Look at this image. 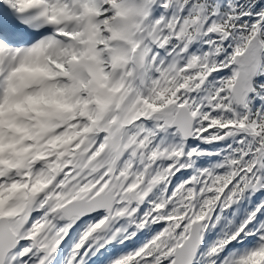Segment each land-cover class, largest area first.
Masks as SVG:
<instances>
[{
	"label": "snow or ice",
	"instance_id": "1",
	"mask_svg": "<svg viewBox=\"0 0 264 264\" xmlns=\"http://www.w3.org/2000/svg\"><path fill=\"white\" fill-rule=\"evenodd\" d=\"M0 264H264V0H0Z\"/></svg>",
	"mask_w": 264,
	"mask_h": 264
}]
</instances>
